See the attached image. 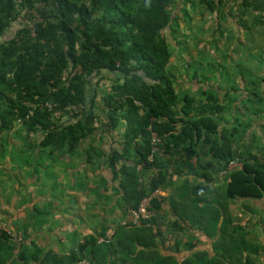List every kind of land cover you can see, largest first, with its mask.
I'll use <instances>...</instances> for the list:
<instances>
[{"label":"trees","instance_id":"trees-1","mask_svg":"<svg viewBox=\"0 0 264 264\" xmlns=\"http://www.w3.org/2000/svg\"><path fill=\"white\" fill-rule=\"evenodd\" d=\"M178 1L137 0L133 7L119 0H39V8L34 0H0L2 125L12 128L20 121L28 133H43L39 146L50 149V153L67 146L74 149L93 132V114L62 125L59 119L69 105H86L91 80L104 70L115 72L118 78L104 104L109 110L108 129L121 124L125 127L123 147L113 152L109 163L120 162L115 177L119 178L117 191L126 207L138 208L145 196L164 186L167 172L165 163H160V153L174 151H183V162L190 171H196V166L202 168L207 181L227 169L231 160H237L240 165L228 173L227 196L264 197V160L251 148L242 152L236 147L238 127L244 123L231 128L224 124L222 114L227 106L219 103L217 88L203 91L197 101L189 91L178 92L174 87L176 76L170 66L172 50L166 32L179 31V18L172 8ZM227 1L234 0H200L222 18L232 13L223 10ZM239 7L241 15L249 14L247 8L264 12V0H240ZM23 9L32 10L33 26L27 24L10 39L1 40ZM69 67L72 69L67 71ZM66 72L69 77L65 81ZM236 74L243 75V68ZM232 83L234 88V77ZM247 109L251 116L263 108ZM248 126L245 123L243 129ZM153 134L161 142L150 161ZM260 149L264 150V145ZM205 151L212 160L197 161L195 166L193 159ZM153 168L159 170L145 178L144 171ZM190 186L196 196L210 191L208 184ZM160 208L161 202L153 200L151 211ZM156 231L152 217L140 225L120 224L107 242H98L105 232L88 235L76 252L56 264H79L82 259L90 264H222L221 258L202 253L179 260L159 252ZM19 246L11 242L7 232L0 231V264L9 261Z\"/></svg>","mask_w":264,"mask_h":264},{"label":"crops","instance_id":"crops-1","mask_svg":"<svg viewBox=\"0 0 264 264\" xmlns=\"http://www.w3.org/2000/svg\"><path fill=\"white\" fill-rule=\"evenodd\" d=\"M247 10L249 20L248 15L236 13L242 17L241 41L252 59L257 40L248 38L246 31L262 28L264 12ZM257 61L251 68L244 67L243 75L234 74V88L224 85L226 89L221 86L218 90L219 103L227 106L222 115L229 128L240 124L243 103L246 108L264 109V73L257 71ZM228 73L223 69L220 77L226 79ZM240 77L242 83L236 86ZM225 96L231 98L224 101ZM255 116L263 118L264 114ZM113 133L89 135L74 149L67 146L53 153L38 146L36 156H29V150L35 148L32 145L21 150L17 163L0 156V231L10 232L11 242L21 245L4 264H56L76 252L86 236L105 232L110 237L128 217L130 209L117 191L115 170L120 162L109 163L113 152L122 149L124 135ZM206 151L193 159L195 166L197 161L212 160ZM182 152L160 153L167 178L159 188L161 208L152 210L161 236L156 244L159 252L173 254L179 260L202 253L221 258L222 264H264V197L254 198L255 206L251 207L244 204L248 198L225 197L221 187L228 181V174L219 171L207 181L202 168L196 166L192 172L185 167ZM239 165L237 161L229 170ZM158 170H145V178ZM199 184H208L210 191L194 195L190 185ZM162 237L163 247L158 244Z\"/></svg>","mask_w":264,"mask_h":264},{"label":"rangeland","instance_id":"rangeland-1","mask_svg":"<svg viewBox=\"0 0 264 264\" xmlns=\"http://www.w3.org/2000/svg\"><path fill=\"white\" fill-rule=\"evenodd\" d=\"M121 3H127L133 7L137 6V0H119ZM37 7H41L39 0H34ZM240 0H234L226 2L223 10L229 12L232 10L230 16L222 18L220 13L210 11L200 0H183L176 2L172 8L174 15L179 18V31L173 33L171 30L167 31V38L169 47L172 50V56L170 59V66L175 73L176 79L174 81V87L178 92L189 91L196 100H200L203 96V91H211L217 88V91L221 86L227 87L233 85V77L239 68H251L255 66L254 60L257 58V71L264 73V25L262 28H255V31L247 29V37H255L257 43L253 46L257 49L252 50L253 57L249 59L247 57V47L241 41L242 35L240 31L241 16L236 13L241 7H239ZM236 6L238 7L236 9ZM32 10L23 9L17 19L12 22L11 26L7 28L1 38V40H8L19 30V28L33 26V18L30 13ZM39 13L35 14L38 18ZM251 15L247 16L246 20H249ZM249 22V21H248ZM246 42V41H245ZM72 67H69L67 71H70ZM223 69H227L231 74H227L226 79L224 76L220 77V72ZM118 78V74L110 71H102L100 76L90 81L87 87V103L79 104L82 106V110L75 112H68L59 119V124L72 122L75 119H80L82 116L87 115L84 119L89 117V114H93L92 126L93 132L90 135L98 133L111 132L113 134H124L125 127L120 125L114 130H109L106 123L109 120V110L104 104V98L111 90L112 83ZM242 83V77L236 82V86ZM224 89H226L224 87ZM234 91V90H231ZM260 92V89L257 90ZM224 93V90L222 91ZM231 95V94H230ZM245 95L242 97L245 99ZM248 96V95H247ZM223 97V96H222ZM231 96H225L224 101H227ZM244 105V106H243ZM239 115L238 121L240 123H248L247 129H243V125L240 128V133L236 135V147L244 152L245 149L251 148L253 152H256L260 158L264 160V150L261 151L260 147L264 145V117L255 116L251 117L248 114V109L243 103ZM264 114V109L260 115ZM237 122V121H236ZM18 135H21L18 138ZM43 133H28L22 129L21 122L15 121L12 128H6L0 121V156H4L3 160H12L17 163L18 158L22 157L21 150L28 149L32 145L35 146L33 152L29 150V156H36V151L42 138ZM86 138H89L87 136ZM12 163V164H13ZM224 190V196L228 198L226 194V183L221 187ZM99 197V195H98ZM254 198L245 199L244 204L249 207L255 206L253 202ZM153 218V217H152ZM131 224L129 221V214L121 223ZM156 239L159 236V231L155 232ZM174 235V234H173ZM158 244L164 246V239ZM158 249V247H157Z\"/></svg>","mask_w":264,"mask_h":264},{"label":"built area","instance_id":"built-area-1","mask_svg":"<svg viewBox=\"0 0 264 264\" xmlns=\"http://www.w3.org/2000/svg\"><path fill=\"white\" fill-rule=\"evenodd\" d=\"M68 77H69V75L66 72L63 76V80L66 81L68 79ZM46 106H48L49 109L54 110V106L52 104L46 103ZM68 109H70L71 113L73 112V109L75 112H78V111L82 110V106L73 104V105H69ZM60 114H61L60 111L55 112L56 116H60ZM160 142H161V140H160L159 136H157L156 134H153V139H152L153 150L148 157V159L150 161H153L155 152L159 151L158 143H160ZM236 162H237V160H232L229 163L228 168L225 170H222V174H228L230 171L229 167L233 166ZM160 197H161L160 191H159V189H157L154 192H152L151 194L145 196L141 200L138 208H136V209L131 208L129 210V221L131 222V224L140 225L143 220H149L150 217H152V211H151L152 202L155 199L159 200ZM123 224H126V223L124 222ZM8 234H11V233L9 232ZM108 240H109V237H106V236H99L98 237V242H107ZM79 264H90V262L87 259H82L79 262Z\"/></svg>","mask_w":264,"mask_h":264}]
</instances>
